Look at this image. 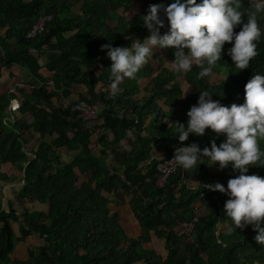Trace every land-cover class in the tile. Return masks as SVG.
Segmentation results:
<instances>
[{
  "label": "trees",
  "instance_id": "16d2710c",
  "mask_svg": "<svg viewBox=\"0 0 264 264\" xmlns=\"http://www.w3.org/2000/svg\"><path fill=\"white\" fill-rule=\"evenodd\" d=\"M134 1L0 0V79L3 68L17 65L33 85L31 91L25 85L0 94V168L11 164L21 173L25 170L24 186L17 197L49 207L48 213L25 211L18 216L12 208L3 211L0 196V264H19L11 260L15 242L32 233L44 243L30 248L28 264H264V246L255 241L257 233L252 226L235 229L224 211L229 197L204 188V184L217 182L226 188L228 180L239 175L231 164L220 170L218 163L211 165L202 157L190 170L178 168L159 187L161 174L153 154L155 147L172 158L175 148L182 146L173 123L187 124V112L197 104L200 91H209L212 99L224 106L245 102L246 83L256 74L264 75V34L257 42L259 54L242 71L228 55L233 45H224L221 60L212 69L222 76L220 81L212 82L211 76L198 79L197 67L183 75L161 66L137 97L138 80L154 72L148 62L135 79L125 78L119 85L122 91L113 96L105 88L110 85L111 60L101 46L130 47L136 39L142 42L150 35L141 19L149 6L167 7L175 2L140 0V14L130 20L118 15L120 9L128 11ZM244 3L241 0V8ZM42 15L52 20L42 34L28 39ZM159 15L164 22L160 28L163 35L170 25L163 11ZM241 27L234 31L238 33ZM75 32L82 35L79 43L71 41ZM35 52L46 54L47 62L41 64ZM74 84L86 86L88 95H81L80 100L103 102L105 108L98 120L86 124L71 106H59L61 94L69 97ZM187 84L192 88L184 96ZM14 95L20 100L18 113L29 115L31 123L17 118L5 125ZM128 131L134 134L132 139ZM54 135L51 143L46 141ZM225 139L206 129L203 136L190 134L184 146L197 143L201 149L210 148L213 140L219 146ZM95 147L100 148V156L94 154ZM63 148L75 153L73 160L63 159ZM260 148L264 151V141ZM247 174L264 177V167L252 166ZM124 195L129 199L125 201ZM127 201L140 227L138 237L129 236L119 213L109 209L112 205L121 208ZM198 204L205 209L202 215L197 214ZM11 222H20L19 237H15ZM184 225L192 231H181ZM153 238L164 241L165 256L144 248Z\"/></svg>",
  "mask_w": 264,
  "mask_h": 264
},
{
  "label": "clouds",
  "instance_id": "9594fccd",
  "mask_svg": "<svg viewBox=\"0 0 264 264\" xmlns=\"http://www.w3.org/2000/svg\"><path fill=\"white\" fill-rule=\"evenodd\" d=\"M249 3L251 11L246 22L241 0H202L199 4L197 0L185 3L175 0L167 7L150 5L147 15L141 16L150 33L142 42L136 39L130 47H113L110 43L101 46L111 60L110 94L114 96L122 91L119 85L125 78H136L153 57L154 49H175V59L167 61L172 70L187 74L197 67L200 69L197 78L203 79L212 75L224 45L231 43L228 55L233 65L240 71L247 69L259 54L257 42L261 29L257 15L264 13V0H249ZM161 11L170 25L169 32L163 35L160 34V28L164 27ZM239 25L242 27L237 33L234 30ZM187 116L186 125L173 123L182 146L175 148L171 160L185 171L192 169L202 157H207L211 165L218 163L220 170L231 164L239 175L230 178L226 188L219 182L204 184V188L226 194L229 199L224 203V211L235 229L251 225L257 233L255 241L264 246L261 226L264 224V177L247 174L252 166L264 167V151L260 148V141H264V75L256 74L246 83L245 102L241 105L224 106L219 100L214 101L209 91H200L197 104L190 107ZM206 129L226 139L219 146L213 140L210 148L201 149L197 143L184 146L190 134L203 136Z\"/></svg>",
  "mask_w": 264,
  "mask_h": 264
},
{
  "label": "crops",
  "instance_id": "0c3cea01",
  "mask_svg": "<svg viewBox=\"0 0 264 264\" xmlns=\"http://www.w3.org/2000/svg\"><path fill=\"white\" fill-rule=\"evenodd\" d=\"M41 64L43 63L41 62ZM9 79L11 80V82L9 81ZM29 80H30V76L20 66L13 65L10 68H3L2 69V79H0V94L8 91L9 89L14 91L17 86L22 87L25 85L30 87V89L29 88H26V89L28 91H31L33 88V85L28 83ZM5 81L10 82L9 89H5V86H4ZM146 83L147 81H145L142 85L139 84L140 86L139 90H140L141 95H142V88L144 87ZM17 88L19 90V87ZM81 88L86 90L85 85L74 84L73 87L71 88V95L69 97H66L65 95L61 94L62 95L61 103L59 106L62 105L63 101L69 102V103H71L72 101H77L81 97V95L84 94V92H80ZM12 98H16L18 101H20L19 98L15 97V95ZM15 115L21 123H31L32 122V118L27 114L20 115L19 113H16ZM106 135H108L109 139L113 138V135L111 133H107ZM55 138H56V135L48 136L46 137V141L51 143ZM124 144L128 146L127 141H125ZM94 146H97V144H95ZM95 149L97 150V153L95 152ZM156 150L157 149H153L154 155H158L159 152H164L165 154L164 150H157V151ZM93 151L96 156H100L99 147H95ZM61 153L63 155V159L66 161L73 160L74 154H75V153H70L69 150H67L66 148L61 149ZM0 171L2 173V176L0 177V196L2 200V209L4 212H9V209L12 208L15 211V214H17L18 216L22 215L25 211L48 213L49 211L48 206H42L38 204L37 201L31 200L29 198L20 199L19 197H17V193L19 192L21 187L24 186V182L26 178L25 170L23 173H21L15 166L11 164H3L0 168ZM123 207L125 208L124 210L132 214V210L128 204V201L126 202V205H124ZM123 207L118 208V209H123ZM109 209L111 210V206ZM120 217L122 218V215H120ZM11 228L13 230L15 237H19L20 236V232H19L20 222H17V223L11 222ZM153 240L154 238L152 239V241ZM43 243H44V240L38 234H35V233L30 234L29 236L23 238L22 240H19V241L16 240L14 248L11 252V260L15 259L19 261V264H28L27 261H28V258L30 257V253H28V251L30 250V248H37L41 246Z\"/></svg>",
  "mask_w": 264,
  "mask_h": 264
},
{
  "label": "rangeland",
  "instance_id": "374dc122",
  "mask_svg": "<svg viewBox=\"0 0 264 264\" xmlns=\"http://www.w3.org/2000/svg\"><path fill=\"white\" fill-rule=\"evenodd\" d=\"M244 7L241 8V10L245 13H248L249 11H251V8H250V3H249V0H244ZM77 10V9H76ZM143 11V7H142V3L140 0H135L133 2V6L128 10V11H124V9H120L118 11V15L121 16V17H124L128 20L132 19V17L135 15V14H140L141 12ZM76 11L73 12V15H76ZM257 21H258V24L260 26V29H261V33L264 34V13H261V14H258L257 15ZM168 33V32H166ZM70 38H71V41L73 43H79L82 39V35L75 32L73 34L70 35ZM154 52V55L153 57L149 60V63L151 64V66L153 67V70L154 72L150 75V76H144L142 78H140L138 80V84L142 85L145 81L148 80V78H150L154 73L155 71L157 70V68L161 67V66H165V67H169L171 68V66L167 63V61H173L175 59L174 57V53L170 54L169 53V50L168 49H163V50H159V49H154L153 50ZM36 55H38L40 57V61L44 64L46 61H47V55L45 54H41L39 55V53H35ZM183 75H186L183 73ZM128 79V78H126ZM211 79H212V82H217V81H220L222 79V76L221 75H218L217 73L215 72H212V75H211ZM182 82L184 83L185 80L183 78H181ZM9 81L11 82V80L9 79ZM9 81H5L4 82V86H5V89H9V84L10 82ZM126 84L128 86H133L132 82H126ZM100 88H101V85H99ZM26 88H29L27 85H26ZM107 89H109V86L105 87ZM192 88V86L190 85H186L185 88H184V95L185 93H187L190 89ZM139 89H140V86H139ZM80 92H84V95H88V92L87 90H84L83 88L80 89ZM139 97L141 95V93L139 92L137 94ZM182 101H183V98H180L177 102V107L178 109H180L182 107ZM59 102V105L61 103V99ZM99 102V105H100V113L101 111L105 108V106L103 105V102L100 100L98 101ZM115 108L117 109V107L115 106ZM163 110H168L166 108H163ZM165 121H168V119H165ZM129 139H132L133 137H129ZM157 151V150H156ZM95 152L97 153V150L95 149ZM165 154L164 152H159L158 155H155L156 158H159V157H163ZM85 179H81V181H84ZM200 180L197 181L196 184H194V186H197L198 183H199ZM110 198L114 199V196H110ZM124 199L125 201L128 200V196L124 195ZM198 208H197V214L199 215H202L205 213V209L202 208L199 204L197 205ZM125 208L123 207V209H118L116 208L114 205L111 206V213H119L120 215H122L123 218H121V225L122 227L125 229V231L128 233L129 236L131 237H138L140 235V227L138 225V223L135 221L134 217L132 216V214H130V212L124 210ZM181 231H184V233H190L192 231V228L190 226H187V225H184L181 227ZM144 248L146 249H154L155 251H157L159 254H161L162 256H165L166 254V250L164 248V241H161V240H158L156 238H154L153 241H151L150 243H145L144 244ZM137 264H142L141 263H137Z\"/></svg>",
  "mask_w": 264,
  "mask_h": 264
},
{
  "label": "built area",
  "instance_id": "2783aa9c",
  "mask_svg": "<svg viewBox=\"0 0 264 264\" xmlns=\"http://www.w3.org/2000/svg\"><path fill=\"white\" fill-rule=\"evenodd\" d=\"M51 20H52V18L48 17L46 15L40 16V18L34 24V26L29 31V33L27 34L26 37L28 39H33L36 36H38L39 34H42L45 30L46 24L48 22H50ZM49 84L53 85L54 83L49 82ZM49 88H52V87H49ZM61 106L63 108H67V107L71 106L72 110L74 112L81 115L82 120L86 124H89L91 122L98 120V118L100 116L99 102L91 103L89 101L78 99L77 101H75L73 103V105H72V102L69 103V102L63 101ZM19 111H20V101H18L16 98H12L10 100V106H9V110H8L9 116L7 118H5V125L9 126L10 123H15L17 121V117L15 114L18 113ZM128 136L129 137L134 136L132 131H128ZM154 157H155V155H154ZM155 159L158 162L157 163V170L161 174L160 178L157 181V185L159 187H161L164 180L166 178H168L172 173H174L180 167L177 166L173 160H171L172 158H168L165 155L163 157H159V158L155 157Z\"/></svg>",
  "mask_w": 264,
  "mask_h": 264
},
{
  "label": "bare ground",
  "instance_id": "6f19581e",
  "mask_svg": "<svg viewBox=\"0 0 264 264\" xmlns=\"http://www.w3.org/2000/svg\"><path fill=\"white\" fill-rule=\"evenodd\" d=\"M15 185H17V184H15ZM21 185V184H20Z\"/></svg>",
  "mask_w": 264,
  "mask_h": 264
}]
</instances>
